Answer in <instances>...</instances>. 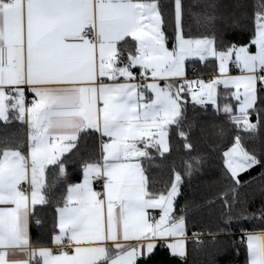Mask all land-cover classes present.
Here are the masks:
<instances>
[{
    "label": "snow or ice",
    "instance_id": "snow-or-ice-1",
    "mask_svg": "<svg viewBox=\"0 0 264 264\" xmlns=\"http://www.w3.org/2000/svg\"><path fill=\"white\" fill-rule=\"evenodd\" d=\"M244 6L207 5L211 12L194 14L204 30L194 38L184 32L182 0H0V125L19 122L28 130L26 153L17 133L5 136L0 148V264H155L158 251L187 264L186 213L199 205L186 202L179 213L176 205L184 178L203 177L206 164L202 155H191L184 130L193 127L185 123L189 95L194 106L206 111L210 103L223 113L224 122L214 127L218 140L232 138L222 154L225 170L204 182L222 183L218 198L230 213L236 209L225 223L238 225L245 264H264V227L244 226L264 224V202L259 212L250 211L249 197L239 191L247 183L242 173L264 168L258 135L264 127V0L253 5L246 43L227 35L240 27L235 13L217 11ZM210 58L219 77L187 79L186 61ZM230 62L243 75L230 76ZM89 130L102 138L101 155L81 163L82 181L69 184L56 205L51 242L59 251L29 252L30 221L42 223L36 206L47 205L46 191L67 180L62 157L78 149ZM172 131L189 159L183 175L173 169L166 187L153 190L140 161L153 159L150 149L161 157L170 153ZM234 252L239 256L240 247Z\"/></svg>",
    "mask_w": 264,
    "mask_h": 264
},
{
    "label": "trees",
    "instance_id": "trees-1",
    "mask_svg": "<svg viewBox=\"0 0 264 264\" xmlns=\"http://www.w3.org/2000/svg\"><path fill=\"white\" fill-rule=\"evenodd\" d=\"M165 3H171V0H164ZM257 0H182L184 6V32L191 34L192 37H198L204 31L198 28L194 21V14H201L205 11L211 12L212 9L207 5L218 3L221 5H235L241 3L245 5L242 8L228 7L227 9H218L217 11L234 12L240 21V27L228 30V37L236 43H246L252 32V14L253 5ZM171 32V29H168ZM131 46L134 45L131 43ZM171 45L169 44V47ZM195 68L198 76H214L217 74V64L210 59L206 63L197 61H189L186 63L187 74ZM218 96L223 100L225 89L223 86L217 88ZM237 102L232 101L235 105ZM187 120L185 123L193 125L191 129L185 127V131L189 133V140L193 145L192 156L202 155L206 161L205 175L201 178H194L191 182L187 177L184 178L182 186V195L177 201V213L179 208L186 202L195 201L199 207L186 213V233L189 237L187 245V264H212L215 260L216 264H245L246 249L245 246L239 244V228L233 222L231 227L225 220L228 215L235 216L236 209L230 213L224 207L218 198L219 193L223 190L222 183L207 184L205 179L217 177L223 172V152L227 150L231 143V136L218 140L215 133L217 129L214 125L224 122L223 113L217 114L214 107L209 103L205 111L201 106H194L192 101H188ZM255 120V115L251 117ZM91 133V130H89ZM11 133H17L23 137L24 145H26V128L19 122L13 123L9 128L5 129L0 125V148L4 146L5 136L11 138ZM261 139H264V127L258 133ZM78 149H72L62 159H66L67 180L58 181L56 186L47 190L46 195L49 198L47 205H37V217L41 220V226H37L32 221L31 240L35 246H43L51 244V237L54 231L55 208L57 203L63 202L66 195V189L69 184L78 183L82 179L81 163L83 161H93L100 156V137L98 133L89 135L81 134ZM170 153H165L161 157L154 149H150L153 159L144 160L141 158L142 167L149 181V187L153 190H163L170 182L173 169L184 173V162L189 159L188 152L183 148L182 140L177 136L175 131L170 132ZM250 141H245L250 146ZM25 151V147L23 149ZM242 181L247 183L239 190L240 195L249 197V210L259 212L262 202H264V168L256 166L248 172L240 175ZM52 176L49 174L48 181L51 182ZM230 199V197H229ZM239 208V205H237ZM249 230L264 227L259 221L253 223H245ZM222 230V231H221ZM213 233V236L208 233ZM193 233H200L199 237H194ZM204 241L202 247H197V240ZM240 247V255L236 256L234 248ZM155 264H177L176 260H170L166 252L158 251L154 257Z\"/></svg>",
    "mask_w": 264,
    "mask_h": 264
},
{
    "label": "crops",
    "instance_id": "crops-1",
    "mask_svg": "<svg viewBox=\"0 0 264 264\" xmlns=\"http://www.w3.org/2000/svg\"><path fill=\"white\" fill-rule=\"evenodd\" d=\"M129 41H131V38H127ZM133 45H134V42H131ZM253 50H254V48H253ZM189 61H193V60H189ZM189 61H186V63L187 62H189ZM133 71H137L136 69H133ZM228 74L230 75V76H240V75H243V73L235 66V64H233V63H230V68H229V72H228ZM188 74H187V69H186V76H187ZM220 76V74L217 72V74L216 75H214V77H219ZM106 79V78H105ZM194 80H196V78H194ZM106 82H109V83H111V81H107L106 80ZM136 83H140L141 81L140 80H137V81H135ZM159 83H161V84H163V81H159ZM219 86H222V85H219ZM218 86V87H219ZM217 87V88H218ZM31 95L30 94H27L26 95V103H30V100H31ZM25 128H26V140H25V142H26V145H25V153L27 152V126L25 125ZM99 137H100V135H99ZM101 137H100V155H101ZM103 139H107V138H103ZM69 152H67V153H65L64 155H66V154H68ZM141 162V161H140ZM141 166H142V164H141ZM81 181H82V179H81ZM80 181V182H81ZM79 183V182H78ZM94 189H95V183H94ZM0 207H2V206H0ZM31 226H32V221H30V226H29V239H30V248H29V252L32 250V248L33 247H35V248H39V247H48V248H51V249H53L54 247H57V246H55V245H53L52 243L51 244H49V245H43V246H35L33 243H32V240H31ZM188 241H189V237L187 236V240H186V250H187V245H188ZM30 264H32V262H30Z\"/></svg>",
    "mask_w": 264,
    "mask_h": 264
},
{
    "label": "built area",
    "instance_id": "built-area-1",
    "mask_svg": "<svg viewBox=\"0 0 264 264\" xmlns=\"http://www.w3.org/2000/svg\"><path fill=\"white\" fill-rule=\"evenodd\" d=\"M197 76H198V75H197V70H196L195 68H193V69L191 70V73L187 75V79L190 80L191 78H195V77H197ZM205 79L210 80V79H212V77H211V76H210V77H206ZM187 100H188V101H191V96H190V95L187 97ZM30 101H31V100H30ZM25 187H27V186L25 185ZM95 190L98 191V192H102V191H103L102 183H95ZM71 250H72V249H71V247L69 246V247L67 248V251L70 253ZM52 251H53V253H56V252L59 251V249H58V247H54V248L52 249Z\"/></svg>",
    "mask_w": 264,
    "mask_h": 264
},
{
    "label": "rangeland",
    "instance_id": "rangeland-1",
    "mask_svg": "<svg viewBox=\"0 0 264 264\" xmlns=\"http://www.w3.org/2000/svg\"><path fill=\"white\" fill-rule=\"evenodd\" d=\"M211 59V58H210ZM209 59V60H210ZM231 63V62H230ZM230 63H229V66H228V72H229V68H230ZM216 64H217V72L219 73V70H218V63L216 62ZM220 74V73H219ZM211 76V75H210ZM210 76H197V77H195L196 78V80H199V79H203V80H205V81H207V79H205L206 77H210ZM212 78L214 77V76H211ZM190 80H194V78H191ZM194 87V89L195 88H197L198 87V85H194L193 86Z\"/></svg>",
    "mask_w": 264,
    "mask_h": 264
}]
</instances>
